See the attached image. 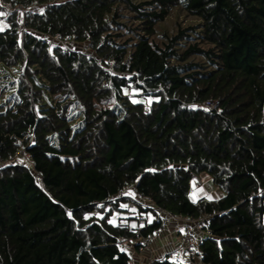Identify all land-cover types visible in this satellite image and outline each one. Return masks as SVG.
Instances as JSON below:
<instances>
[{"label":"trees","instance_id":"1","mask_svg":"<svg viewBox=\"0 0 264 264\" xmlns=\"http://www.w3.org/2000/svg\"><path fill=\"white\" fill-rule=\"evenodd\" d=\"M5 1L25 28L0 31V264H131L120 239L163 213L199 223L202 264H264V0ZM175 7L197 22L160 45ZM202 173L223 196L193 197Z\"/></svg>","mask_w":264,"mask_h":264},{"label":"rangeland","instance_id":"2","mask_svg":"<svg viewBox=\"0 0 264 264\" xmlns=\"http://www.w3.org/2000/svg\"><path fill=\"white\" fill-rule=\"evenodd\" d=\"M15 10H17V7H12L9 4H5L4 0H0V13H3V15H0V27L4 28V27H7L9 25V22L7 20L9 13L12 11H15ZM121 15H122L120 18L121 21L126 23L127 25H136L137 24L136 20L133 19V16H132L133 14L128 12L127 10H122ZM18 17L20 18V13L18 14ZM195 22H197L195 17L189 15L182 8L175 7L170 11L167 18L159 24L158 32L152 39L155 40L158 44L162 45L164 43V41H166V39H164L162 37L163 32H166L168 35H174L182 27H185V26L189 25L190 23L194 24ZM118 33L121 35L118 38L119 41H125L128 39H132L130 41L131 45H133L132 43L136 42V36H135V34L130 32L129 28H125V29L123 28L122 30H119ZM0 76H2V75H0ZM2 80L3 79L0 78V81H2ZM3 95H4L3 99H5V93H3ZM0 97H1V95H0ZM151 100L152 99L149 98L148 102H150ZM212 104H214V106H216L217 102L215 101V102L205 103V105H207L208 107H212L213 106ZM20 154L22 155V157L17 158V160H15V161H18L20 163H26L27 165H29L31 163L29 156L27 154H24L23 152H21ZM195 180H199L201 182V187L198 188L196 190V193L193 195V197L195 199L199 198L200 196H203V197L210 199V200H216V199L220 198L221 196H223L224 192L213 183L212 178L209 176V174L202 173L200 175V177H197ZM122 206L128 208L130 211H123V212H117L116 211V212H114V214L111 215L109 218V221L111 223L117 224L121 219H124V218L130 216L131 212H133L135 209L134 203H132V202L123 203ZM105 211L107 213H109L110 207H107ZM135 213H136V211L133 214H135ZM163 214L166 215L167 213L166 214L163 213ZM97 216L102 217V216H104V214L101 212H97ZM185 223L186 224L188 223L187 219L185 220ZM183 230H184V227H182V229L179 230L180 234L183 232ZM197 231H198V229H197ZM196 234H197V236H199L198 235L199 232H196ZM134 241H135L134 239L129 240L128 245H132L134 243ZM185 255L186 254H184L183 256L181 255V256H179V258H183Z\"/></svg>","mask_w":264,"mask_h":264},{"label":"built area","instance_id":"3","mask_svg":"<svg viewBox=\"0 0 264 264\" xmlns=\"http://www.w3.org/2000/svg\"><path fill=\"white\" fill-rule=\"evenodd\" d=\"M4 3L8 4L5 0H4ZM43 8L44 7H35V8L32 9V11L35 12V13H39V12L43 11ZM17 9L20 11V18H19L21 20V28H20V30H21V33H23L24 28H25V26H24L25 13L21 9L20 6H18ZM21 13L23 15H21ZM8 27H9V25L7 27H4V28L0 27V31L1 30H6ZM50 41L52 43H54V44L55 43L56 44L57 43L60 44L63 47L64 51H66V52L70 51L73 47H76V45L74 43H71V42H68V41H65V40L63 41L59 36L50 37ZM82 48L83 49H88L86 47H82ZM214 104H212V105L214 106ZM204 106L208 107L207 105H204ZM1 163L2 162L0 161V164ZM37 179L39 180L40 177L37 176ZM195 187L196 188L201 187V182L197 181L195 183ZM127 191L132 193L131 196L134 198L135 201H142L144 203H148L146 201V199L137 191L136 187L129 186L127 188ZM191 194L192 195L195 194V190L194 189L191 190ZM160 213H162V211H160ZM164 221H165V217H164ZM187 222H188L187 224L186 223L184 224V230L180 234V244H179L180 253H183V255L184 254H186V255L183 258H179V256H181V255H178L177 258L174 259V261L175 262H179V261L180 262H184L185 261L188 264H202L201 263V258L197 254L198 251H199V244H200V239H201L196 234L197 229H198L197 224H199V223L196 220H194V219H187ZM141 225H143V224H141ZM135 231L138 234L140 232V229H135ZM158 233H157V235H158ZM156 236L150 235V236H147V237H140V238H138V239H136L134 241L135 243L138 242V243L141 244L140 251H139L140 253L139 254L144 257V259L146 261V264H158L159 261L164 259V258L157 257L154 254V252H153V243H154V240H155ZM120 240H121L120 243H121L122 247L126 248L127 245L129 244V240H131V239L121 238Z\"/></svg>","mask_w":264,"mask_h":264},{"label":"crops","instance_id":"4","mask_svg":"<svg viewBox=\"0 0 264 264\" xmlns=\"http://www.w3.org/2000/svg\"><path fill=\"white\" fill-rule=\"evenodd\" d=\"M131 212L133 216L134 212ZM129 217V216H128ZM185 218H177L170 214L165 215V223L161 231L155 237L153 243V252L157 257L164 258L166 256L170 257L171 260L177 258L178 255H183L180 253V229L184 227ZM132 225L137 224L135 220L130 221ZM176 244V245H175ZM175 245V246H174ZM126 250L132 256L131 264H146V261L142 255L135 250L134 245H128Z\"/></svg>","mask_w":264,"mask_h":264},{"label":"snow or ice","instance_id":"5","mask_svg":"<svg viewBox=\"0 0 264 264\" xmlns=\"http://www.w3.org/2000/svg\"><path fill=\"white\" fill-rule=\"evenodd\" d=\"M0 15H3V13H0ZM21 15H23V14L21 13Z\"/></svg>","mask_w":264,"mask_h":264}]
</instances>
